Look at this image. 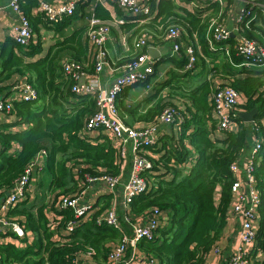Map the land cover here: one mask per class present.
Segmentation results:
<instances>
[{
  "label": "trees",
  "instance_id": "trees-1",
  "mask_svg": "<svg viewBox=\"0 0 264 264\" xmlns=\"http://www.w3.org/2000/svg\"><path fill=\"white\" fill-rule=\"evenodd\" d=\"M23 3L24 14L33 30L45 20L39 14L32 16L35 2L26 0ZM81 5L76 6L73 16L60 25L83 18ZM178 10L187 17L177 14ZM93 18L110 20L108 12L100 6L95 7ZM177 18L202 37L204 26L201 19L169 0L160 2L157 13L146 19L163 31L177 26L180 23ZM139 19L144 17H136L135 20ZM85 32L84 27L75 31L52 48L44 59L36 62L26 63L15 55L0 62V84L18 73L26 77L28 84L37 92V99L33 102H13V112L8 115L14 121L0 124V196L11 190L30 162L42 151L45 152V166L51 178L48 204L41 203L35 210H30L25 208L28 202L25 201L7 212V218H18L17 223L24 232L33 235V243L24 248L0 243V264H81L79 257L103 262L107 261L111 248L121 241L118 230L97 223L109 209L107 197L97 211L79 219H75L70 209L60 210V220H54L58 222L57 228L65 230L69 222H76L63 241L54 239L55 230L50 228L47 216L48 207L59 204L63 197L75 199L88 187L86 175L118 176L120 173L116 149L110 140L106 137L100 138L102 141L94 140L84 130L87 118L96 110L94 97L72 93L73 82L62 73L61 60L65 54L78 63L87 62L84 71L92 74L93 64L88 57ZM208 37L212 39L210 33ZM29 47L26 56L33 53L34 47ZM230 54L234 56L233 51ZM136 55L121 60L114 68H122ZM241 60L236 59L234 63ZM186 76L189 77L190 73ZM228 86L242 94L244 103L241 110H257L256 122L264 117V72L243 79L233 78ZM212 89V82L207 80L188 93L187 98L193 108L180 110L175 103L160 100L144 116L152 125L165 107L178 108L185 115L182 124L171 126L169 132H161L157 146L147 150L153 166L143 176L149 180L150 186L147 192L133 199L129 207L134 218H144L155 209L165 215L153 239L141 240L137 244L145 258L155 264H205L226 225L234 182L230 166L238 161L251 133L237 117L232 120L239 123L236 132L217 129L211 102ZM173 95L177 94L174 92ZM125 111L134 117V111ZM259 125L258 135H254L264 142V126ZM258 158L260 162L256 160L253 167L260 195L258 229L255 245L248 257L251 264H264V150ZM76 176L78 180H75Z\"/></svg>",
  "mask_w": 264,
  "mask_h": 264
},
{
  "label": "built area",
  "instance_id": "built-area-1",
  "mask_svg": "<svg viewBox=\"0 0 264 264\" xmlns=\"http://www.w3.org/2000/svg\"><path fill=\"white\" fill-rule=\"evenodd\" d=\"M26 0H10L9 8L17 15L18 23L12 29L13 41L19 48L26 49L32 42L33 32L28 18L21 10V3ZM36 3L32 12L42 15L44 20L51 26H58L64 20L73 16L76 5L81 0H70L65 3L63 0H56L49 3L46 0H30ZM119 10L128 14L130 17L148 18L154 14L150 0H109ZM206 3H218L221 5L222 0H200ZM253 19L250 8L243 9L237 17V25L242 27L249 24ZM117 24H123V20L115 21ZM182 30L178 26L167 27L164 32V38L172 43V53L177 55L183 49L185 56L184 73H191L195 70L197 62L196 50L191 46L182 48L180 43ZM208 33L211 34V41L220 44L228 40L231 36L230 31L221 23L212 21L209 25ZM209 35V34H208ZM109 28L100 20L91 19L87 31V39L90 45L92 55L91 63L93 80L87 81L85 75L88 74L84 69L87 64H81L73 60L62 62V73L66 78L73 82L71 92L76 95H92L95 100L96 110L87 118L84 126L85 132H105L110 134L116 141V155L120 164V173L118 176L102 175L98 177L85 176V181L89 185L101 183L111 194L114 193L118 186H121V196L125 207H130L133 199L147 192L150 186L149 180L143 176V173L152 169L151 155L147 151L158 144V133L161 127H170L182 124L185 115L173 107H165L160 113L155 124L148 125L142 129H135L126 126L118 116L116 100L122 92L135 84H147L148 79L154 74L153 61L147 53H138L134 59L123 66L121 74L116 76L111 86L105 90L101 88L97 81V76L108 67V56L105 44L109 39ZM150 45L147 36L143 35L133 41V49L139 52ZM235 54L242 58L243 65H262L264 64V47L256 44L254 40L241 36L234 44ZM116 69L113 68V72ZM84 80L82 85L79 82ZM149 89V86H146ZM12 100H0V114H10L13 112V102L30 103L37 99L36 90L28 84L26 79L18 83L13 88ZM213 115L217 120V129L223 132H232V120L237 117L238 108L244 102L242 94L235 91L228 85L216 87L212 93ZM251 150L247 165L244 167V178L240 177L241 170L238 161L230 166V172L233 175L234 182L231 186L232 202L229 209V215L234 216L239 223L237 238L239 247L232 253L227 264H251L248 259L249 254L256 242L257 229L254 226L258 220L259 191L257 189L256 179L253 173V167L259 154L264 150V142L254 135L258 131L259 124L264 126V117L258 122L255 120L251 123ZM253 131V133H252ZM257 134V133H256ZM258 135V134H257ZM131 152L132 166L129 176L125 182L121 181V175L126 163V155ZM46 158L45 152L42 151L30 162L22 176L13 184L9 195L5 198L0 210L6 215L10 209L15 208L18 204L25 202L31 196L30 186L33 171L36 167L38 158ZM258 158V159H256ZM260 162V160L258 161ZM78 180V177H75ZM78 194L75 199L63 197L57 206L62 209H70L74 213L75 219H79L89 212L86 207L78 204ZM130 216L126 215L125 222H129ZM147 222L145 226L132 227V235L129 237L123 233L121 222L116 214L114 207H110L105 214L98 219V224H105L121 233V241L111 248L108 253L107 261L113 264H155L153 260L136 256L134 253L122 260L128 249L135 248L139 241H151L154 237L155 230L165 220V215L158 210H152L144 217ZM52 222L49 223L53 230ZM76 226L75 221L69 222L65 231L70 233ZM0 228H5L15 235V241L24 238L23 228L15 221L0 219ZM216 258L220 256L218 243L211 251ZM259 256V255H258ZM260 258V257H258Z\"/></svg>",
  "mask_w": 264,
  "mask_h": 264
},
{
  "label": "crops",
  "instance_id": "crops-1",
  "mask_svg": "<svg viewBox=\"0 0 264 264\" xmlns=\"http://www.w3.org/2000/svg\"><path fill=\"white\" fill-rule=\"evenodd\" d=\"M46 1L54 3L56 0ZM63 1L67 3L70 0ZM150 1L154 14H156L159 3L168 0ZM169 1H171L173 5L182 8L186 13L200 18L201 25L204 26L201 33L202 37L200 38L197 31L192 30L186 22H181L180 19L177 18L180 22L179 24L177 23V26L180 27L183 32L180 40L182 48L191 45L197 53L195 70L190 73L189 77H187L186 73L183 71L185 64L183 49L177 55L172 53V43L164 38L165 29L162 31L155 24H150L145 17L144 19L135 20L136 18L130 17L128 14L119 10L109 0H81V2L76 5L78 7V5L82 3V15L84 17L81 19L85 22L84 26L76 25L79 20L76 23L75 21H68L66 24L60 26H51L45 21L43 22V20L40 21L36 25V28H33L32 30L33 37L30 45L34 47V50L30 56L25 55V52L30 51V47L29 50L28 48L22 49L14 44L12 29L17 25L18 19L17 15L9 8L10 0H0V62H3V60L7 59L10 55L22 58L23 62L26 63L44 59L52 48L62 43L75 31L83 27L86 28L84 37H86L89 51L90 45L87 39L89 22L94 17L95 7L100 6L107 11L110 16L109 21H101L109 28L110 34L109 39L105 44L108 63L110 65L105 67L97 76V81L101 88L107 90L113 83L115 77L121 74L120 68H117L114 72L112 71L121 60L135 56L136 53H147L148 57L153 61L154 74L148 79L147 84H135L126 88L116 100L118 116L126 126L135 129H142L149 125V122L144 119V116L160 100L173 102L180 110L184 107L193 108L187 98V94L198 89L203 83L207 82V80L212 82V90H214L216 87L228 85L233 78L243 79L248 75L253 76L264 72V64L245 66L243 65L242 60L238 64L234 63L236 59L241 58L235 54L233 49L235 42L241 36L249 37L248 39L254 40L256 44L264 47V0H222L221 5L218 6L217 4L206 3L200 0ZM24 5L25 3H21L20 5L23 13ZM245 8H250L252 10L253 19L249 24L239 27L237 25V17ZM176 13L187 17V15H184V12L180 10L176 11ZM31 14L32 16L37 15L32 11ZM118 20H123L124 23H115V21ZM212 21L221 23L230 31L231 36L229 40L220 44H216L209 40L208 27ZM141 35L147 36L150 45L137 52L133 49V41ZM149 49L154 50L155 59L149 56ZM231 51L234 53L233 57L232 54H230ZM63 54L64 53H62V55ZM88 57L91 62L92 55L90 51L88 52ZM65 60L72 59L64 54L61 61ZM85 64H87V62H85ZM93 78L92 74L85 75L87 81H91ZM24 79H26V77L14 73L7 81L0 84V100H12V88L18 83H22ZM146 86H149V89H147ZM174 92L177 95H173ZM124 108L134 111V117H131ZM240 108L241 107L238 108V113L244 112ZM256 112L257 115L258 111L256 110ZM11 121H14L13 117L6 114H0V124L9 123ZM243 126L251 132V123H243ZM171 128V126L161 127L158 136H160L161 132H169ZM238 129L239 123H232V130L236 132ZM86 134L94 140L106 137L116 149V141L110 134L102 131H92L87 132ZM100 141H102V139H100ZM251 142L252 141L249 138L245 149L242 151L238 159V165L240 169H242L240 173L241 178H244L243 170L250 157ZM132 157L131 152L128 151L124 171L121 175L122 182H125L129 176L133 161ZM45 162V157L38 158L36 161V167L33 171L30 186L31 196L26 200L28 202L25 204V208L30 210H35L36 207L43 203L45 204L46 200L49 199L48 187L51 178L46 170ZM121 190V186H118L114 193L110 194L101 183L89 185L81 192L78 204L89 210V213H87L88 215L102 207V203L105 202L104 197H107L109 208L114 207L116 210V214L122 225L123 233L130 237L132 235L133 225L143 227L147 220L143 217L134 218L132 216L129 207H125L123 204ZM5 198V194L0 196V208L5 201ZM59 211L60 208L55 203L52 208L48 207L47 216L49 221L53 223V230H55L54 239L63 241L68 233L62 228H57L58 222L56 221H59L61 218L58 214ZM6 215L4 214V211L0 210V219L5 216L9 221L18 222V218H7ZM126 215L130 216V219H128L129 222H125ZM254 226L256 228L258 227V220L255 222ZM238 230L239 223L236 218L228 215L222 236L218 242L220 256L216 258L214 252L210 253L205 264H227L228 257L239 247V240L237 238ZM0 232L2 234L0 235V243L14 244L20 248H24L26 245H31L33 243V235L30 232H24V238L19 239L18 242L15 241V237L10 236V234L13 236L15 235L7 229L0 228ZM8 233L9 235H7ZM132 253L136 256L145 258V254L137 245L135 248H129L124 254L122 260L128 259ZM258 257L261 259L262 255L259 254ZM79 260L81 264H113L108 261H91L86 257H79Z\"/></svg>",
  "mask_w": 264,
  "mask_h": 264
},
{
  "label": "water",
  "instance_id": "water-1",
  "mask_svg": "<svg viewBox=\"0 0 264 264\" xmlns=\"http://www.w3.org/2000/svg\"><path fill=\"white\" fill-rule=\"evenodd\" d=\"M148 54L151 58L155 59L153 49H149ZM83 81L84 80H81L79 82V85H82ZM256 113H257L256 110H251L249 112H240L237 114V118L243 123H252L256 117ZM8 195L9 192L5 193V197H7Z\"/></svg>",
  "mask_w": 264,
  "mask_h": 264
},
{
  "label": "rangeland",
  "instance_id": "rangeland-1",
  "mask_svg": "<svg viewBox=\"0 0 264 264\" xmlns=\"http://www.w3.org/2000/svg\"><path fill=\"white\" fill-rule=\"evenodd\" d=\"M78 20H79V22H78ZM83 19H77V20H75V23L76 22H78L76 25H79V26H84V24H85V22L84 21H82ZM48 201H49V199L48 200H46V204H48Z\"/></svg>",
  "mask_w": 264,
  "mask_h": 264
}]
</instances>
